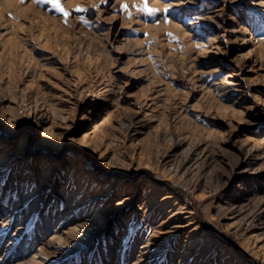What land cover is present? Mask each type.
Listing matches in <instances>:
<instances>
[{
	"label": "rangeland",
	"instance_id": "obj_1",
	"mask_svg": "<svg viewBox=\"0 0 264 264\" xmlns=\"http://www.w3.org/2000/svg\"><path fill=\"white\" fill-rule=\"evenodd\" d=\"M58 2L0 0V264H264V0Z\"/></svg>",
	"mask_w": 264,
	"mask_h": 264
},
{
	"label": "snow or ice",
	"instance_id": "obj_2",
	"mask_svg": "<svg viewBox=\"0 0 264 264\" xmlns=\"http://www.w3.org/2000/svg\"><path fill=\"white\" fill-rule=\"evenodd\" d=\"M36 2L37 3H52L57 8L58 11L63 12L65 16L68 15V13L65 12L63 8L60 7L58 0H36ZM144 10L149 12V13H154V12L157 11L156 9H151V8H147V7H145ZM76 11L84 12V11H86V9L78 8V9H76ZM164 12L168 13L169 9L165 8ZM166 22L170 23L171 21L170 20H166ZM261 22L264 23V20H262ZM169 35H171V34H169ZM138 227H139L138 222L135 219L130 217L128 219V221L126 222V224L124 226V229H125L126 234L133 235V234L136 233Z\"/></svg>",
	"mask_w": 264,
	"mask_h": 264
},
{
	"label": "bare ground",
	"instance_id": "obj_3",
	"mask_svg": "<svg viewBox=\"0 0 264 264\" xmlns=\"http://www.w3.org/2000/svg\"><path fill=\"white\" fill-rule=\"evenodd\" d=\"M190 34V33H189Z\"/></svg>",
	"mask_w": 264,
	"mask_h": 264
}]
</instances>
